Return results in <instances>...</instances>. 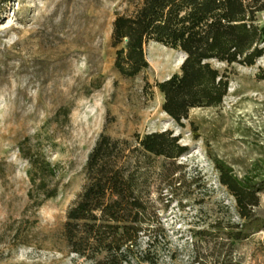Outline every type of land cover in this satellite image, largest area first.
<instances>
[{
    "label": "rangeland",
    "instance_id": "obj_1",
    "mask_svg": "<svg viewBox=\"0 0 264 264\" xmlns=\"http://www.w3.org/2000/svg\"><path fill=\"white\" fill-rule=\"evenodd\" d=\"M139 1L0 6V264H91L62 235L88 154L101 135L132 150L136 136L165 131L187 150L174 160L133 153L153 212L130 264H264V53L252 66L212 61L228 80L222 104L176 122L155 84L179 73V51L150 42L146 71L114 69L113 21ZM257 19L264 26V12ZM30 159L57 167L56 195L39 205L28 198ZM220 163L239 179L257 175L251 220L221 184Z\"/></svg>",
    "mask_w": 264,
    "mask_h": 264
},
{
    "label": "trees",
    "instance_id": "obj_2",
    "mask_svg": "<svg viewBox=\"0 0 264 264\" xmlns=\"http://www.w3.org/2000/svg\"><path fill=\"white\" fill-rule=\"evenodd\" d=\"M6 2L0 0V6ZM261 12L264 0H140L113 21L114 69L123 78L138 76L149 67L146 46L161 44L184 56L179 73L155 84L163 95L162 111L179 122L191 109L217 108L228 80L211 62L254 65L264 53V26L257 19ZM186 150L168 131L136 136L132 150L127 141L101 135L86 160V187L63 225L70 252L91 264H130L153 212L133 153L174 160ZM29 164L28 198L39 205L56 195L57 167L44 159ZM217 166L238 215L251 220L259 202L257 175L239 179L227 165Z\"/></svg>",
    "mask_w": 264,
    "mask_h": 264
},
{
    "label": "bare ground",
    "instance_id": "obj_3",
    "mask_svg": "<svg viewBox=\"0 0 264 264\" xmlns=\"http://www.w3.org/2000/svg\"><path fill=\"white\" fill-rule=\"evenodd\" d=\"M179 55H180V62H179V65H180L181 62H182V59H183V54H181V53L179 52Z\"/></svg>",
    "mask_w": 264,
    "mask_h": 264
}]
</instances>
